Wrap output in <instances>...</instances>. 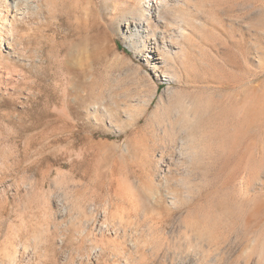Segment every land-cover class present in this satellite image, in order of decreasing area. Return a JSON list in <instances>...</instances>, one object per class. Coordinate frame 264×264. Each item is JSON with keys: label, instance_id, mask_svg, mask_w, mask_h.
I'll return each instance as SVG.
<instances>
[{"label": "rangeland", "instance_id": "374dc122", "mask_svg": "<svg viewBox=\"0 0 264 264\" xmlns=\"http://www.w3.org/2000/svg\"><path fill=\"white\" fill-rule=\"evenodd\" d=\"M146 1L0 0V264H264V0Z\"/></svg>", "mask_w": 264, "mask_h": 264}, {"label": "bare ground", "instance_id": "6f19581e", "mask_svg": "<svg viewBox=\"0 0 264 264\" xmlns=\"http://www.w3.org/2000/svg\"><path fill=\"white\" fill-rule=\"evenodd\" d=\"M156 3V0H147L146 1V5L148 8H151L152 6H154V4ZM142 8V7H141ZM146 107V106H144ZM147 108V107H146ZM103 227H106V225H104ZM106 231V230H105ZM104 229H102L101 232H105ZM118 233V232H117ZM15 257V256H14Z\"/></svg>", "mask_w": 264, "mask_h": 264}]
</instances>
